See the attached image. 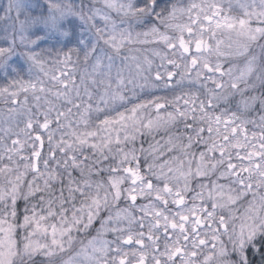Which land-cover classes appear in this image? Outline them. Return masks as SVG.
I'll list each match as a JSON object with an SVG mask.
<instances>
[{"label":"clouds","instance_id":"1","mask_svg":"<svg viewBox=\"0 0 264 264\" xmlns=\"http://www.w3.org/2000/svg\"><path fill=\"white\" fill-rule=\"evenodd\" d=\"M0 264H264V0H0Z\"/></svg>","mask_w":264,"mask_h":264}]
</instances>
